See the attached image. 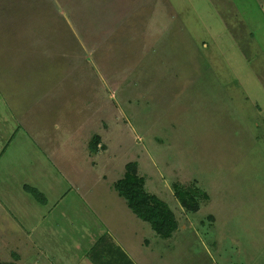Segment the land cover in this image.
Returning a JSON list of instances; mask_svg holds the SVG:
<instances>
[{
	"label": "rangeland",
	"instance_id": "rangeland-1",
	"mask_svg": "<svg viewBox=\"0 0 264 264\" xmlns=\"http://www.w3.org/2000/svg\"><path fill=\"white\" fill-rule=\"evenodd\" d=\"M258 6L0 0V21L32 23L11 30L0 23L4 39H13L2 51L38 31L63 50L61 57L13 59L0 84L1 109L6 104L32 132L49 135L60 127L81 137L105 126L117 159H139L150 189L175 211L181 205L172 183L198 180L210 200L188 215L195 227L178 239V255L192 257L174 264H264V128L259 140L251 132L254 120L264 122ZM24 141L15 139L1 162L15 161ZM201 244L219 247L211 252Z\"/></svg>",
	"mask_w": 264,
	"mask_h": 264
},
{
	"label": "crops",
	"instance_id": "crops-1",
	"mask_svg": "<svg viewBox=\"0 0 264 264\" xmlns=\"http://www.w3.org/2000/svg\"><path fill=\"white\" fill-rule=\"evenodd\" d=\"M254 1L259 4L264 19V0ZM252 20L256 22L255 18ZM253 21L250 20V25ZM0 23L6 28L11 26L10 30L32 26L31 22L23 25L11 19ZM2 31L0 84L2 76L10 74L7 71L14 64L13 59L61 57L60 52L63 55V50L56 48L55 40L50 41L39 31L30 40L27 37L28 41L8 44L2 51L1 45L8 40ZM12 40L9 36L8 41ZM1 106L0 100V264H174L175 260L192 257L188 243L183 246L191 252L178 255L177 250L182 247L178 239L195 227L191 219L188 222V215L199 213L203 204L197 213L187 212L182 206H176L175 211L150 189L152 182L142 172L139 159L130 161L138 163L145 190L161 198L176 216L177 231L167 239L159 235L129 208L126 199L116 190L129 162L117 159L112 149L118 145H111L109 140L108 143L105 126L96 127L81 137L60 127L53 135L40 128L32 132L33 127L22 116L17 117L11 108H5L6 104L5 110ZM262 128L264 122L254 120L251 132L255 139H261ZM94 136L101 138L95 152L90 148ZM18 137H24L20 145L23 148L17 152L16 160L6 166L1 162L5 159L3 156ZM193 181L205 191L198 180ZM177 182L172 183V189ZM201 246L211 252L219 247ZM219 257L224 254H218Z\"/></svg>",
	"mask_w": 264,
	"mask_h": 264
},
{
	"label": "trees",
	"instance_id": "trees-1",
	"mask_svg": "<svg viewBox=\"0 0 264 264\" xmlns=\"http://www.w3.org/2000/svg\"><path fill=\"white\" fill-rule=\"evenodd\" d=\"M101 143L99 136H94L90 148L95 152ZM145 180L139 175L138 163L126 165L124 177L116 184V190L126 199L129 208L143 221L150 224L163 238H170L178 229V222L173 211L156 195L145 190ZM173 190L181 206L190 213H197L201 205L210 200L209 195L193 185L175 183ZM36 197L39 195L32 192Z\"/></svg>",
	"mask_w": 264,
	"mask_h": 264
}]
</instances>
